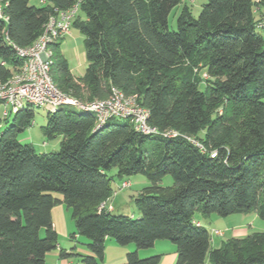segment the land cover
Masks as SVG:
<instances>
[{
  "label": "trees",
  "instance_id": "trees-1",
  "mask_svg": "<svg viewBox=\"0 0 264 264\" xmlns=\"http://www.w3.org/2000/svg\"><path fill=\"white\" fill-rule=\"evenodd\" d=\"M42 1L0 0V81L21 66L15 48L32 46L52 16L80 0ZM182 1L81 0L72 27L85 38L88 66L74 77L59 42L54 83L84 103L107 100L113 89L134 97L158 133L144 135L124 118L95 130L93 113L63 107L41 128L48 140L63 138L60 150L39 154L20 140L33 107L12 115L0 131V264H47L59 245L58 205L90 242L80 264H102L107 240L138 250L170 241L175 264H264V233L215 246L197 218L255 212L264 220V37L255 12L262 14L264 0H207L198 18L185 6L171 31L169 16ZM115 168L119 178L143 175L150 183L136 198L137 218L100 210L114 195L108 172ZM166 176L172 187L159 185ZM161 261L131 252L125 264Z\"/></svg>",
  "mask_w": 264,
  "mask_h": 264
},
{
  "label": "rangeland",
  "instance_id": "rangeland-1",
  "mask_svg": "<svg viewBox=\"0 0 264 264\" xmlns=\"http://www.w3.org/2000/svg\"><path fill=\"white\" fill-rule=\"evenodd\" d=\"M207 0H183L182 4L176 7L169 16V26L171 31L177 30V18L180 15L182 9L187 6L191 11L194 18H198ZM30 4L35 7H42V0H30ZM79 16H82L79 13ZM258 16L256 15V18ZM257 32L264 37V30L258 28ZM84 36L76 27H72L71 32L61 41V49L69 62L70 70L74 77H82L87 69L88 63L86 60ZM76 110V108H74ZM35 113V119L32 127L29 128L23 135L20 136L21 143L24 145H33L39 154H51L57 153L60 150V145L63 140L62 137H58L55 140H48L42 133L41 128L47 124V111L43 107H33ZM3 106L0 105V123L2 127L0 131L3 132L12 126V118L4 121L2 119ZM204 132L201 137H204ZM108 175L112 178V184L114 189V195L106 202L104 209L114 207L112 213L114 215L132 216L139 214L138 207L136 205V198L143 191L145 187L150 185L147 178L143 175H137L132 177L119 178L117 176V169H113L108 172ZM161 187H172L174 180L171 176H166L159 184ZM59 207V208H58ZM63 209V230H58V242L65 243L71 242V234L76 231V223L72 217V212L65 205L61 206ZM60 205L56 208L60 210ZM197 218L202 222L203 227L213 236L215 242H226L231 238H244L256 233H264V220L261 219L257 213L250 212L245 214L233 215L227 218L220 217L218 215H212L210 217H203L197 214ZM68 231V235L66 234ZM219 233L217 234V232ZM221 231V232H220ZM77 242H89L88 239L81 237ZM113 240L108 241L106 244L107 259L117 256L120 252L127 253L128 248H134V252H138L141 259H147L149 257L156 256L159 253H168V246H173L170 241H158L157 244L149 249L138 250L135 244L127 246H118L115 243L109 245ZM218 246V243L215 244ZM80 250H85L86 246L79 244ZM157 251V252H156ZM156 253V254H154ZM76 258V257H75Z\"/></svg>",
  "mask_w": 264,
  "mask_h": 264
},
{
  "label": "built area",
  "instance_id": "built-area-1",
  "mask_svg": "<svg viewBox=\"0 0 264 264\" xmlns=\"http://www.w3.org/2000/svg\"><path fill=\"white\" fill-rule=\"evenodd\" d=\"M80 2L81 0L71 9L57 12L52 16L44 34L32 46L26 49L15 48L22 63L7 81H0L2 119H9L29 107H43L47 113H55L63 107H73L96 116L95 130L102 128L110 119L124 118L129 119L136 130L144 135L158 133L148 125V111L139 106L134 97H126L119 90L113 89V95L107 100L84 103L67 96L54 83L51 76L53 47L70 34L73 22L79 14ZM259 11V8H255V12L259 15V28L264 30V10L262 14ZM204 77L208 78L206 74ZM164 135L172 138L180 136L174 131H168ZM188 139L195 146L203 149L198 140ZM215 156V153L212 154V157ZM105 204L106 202L101 205L100 210L104 209Z\"/></svg>",
  "mask_w": 264,
  "mask_h": 264
},
{
  "label": "crops",
  "instance_id": "crops-1",
  "mask_svg": "<svg viewBox=\"0 0 264 264\" xmlns=\"http://www.w3.org/2000/svg\"><path fill=\"white\" fill-rule=\"evenodd\" d=\"M61 206L64 207V205H60V207ZM56 207L52 211V217H53L54 228L58 233L59 232L58 230L60 229L63 230V226H62L63 209L61 207L59 210L58 209L59 207L58 208ZM108 210L112 212L114 210V207L111 206V208H109ZM132 217L137 218L139 217V214L132 215ZM66 234L68 235V231H66ZM70 239L71 242L59 243L58 248L47 255L46 258L47 264H80L81 260L79 255H91V252L88 249V245L90 242H77L78 239H81V236L78 235L77 231L74 230V232H72ZM108 241L110 240H107L106 244H108ZM112 243L115 242H110L109 245H113ZM79 244H83L84 246H86V249L80 250L78 247ZM115 245L118 244L115 243ZM168 249H169L168 253H159L157 251H156L157 254L154 253L156 255L162 256L161 264H175L177 261L178 254H177L176 246L175 245L168 246ZM134 250H135L134 248H128L127 253L120 252L117 256L112 257L110 260L107 259V254L105 253L102 264H125L127 261V255L131 252H134ZM105 251H106V246H105ZM62 252H66L67 254H71V255L64 257L62 256L63 254Z\"/></svg>",
  "mask_w": 264,
  "mask_h": 264
}]
</instances>
